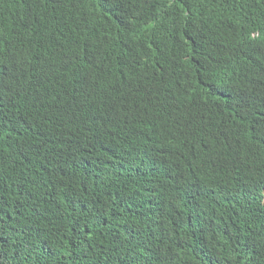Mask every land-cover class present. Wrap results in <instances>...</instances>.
<instances>
[{
    "label": "trees",
    "instance_id": "16d2710c",
    "mask_svg": "<svg viewBox=\"0 0 264 264\" xmlns=\"http://www.w3.org/2000/svg\"><path fill=\"white\" fill-rule=\"evenodd\" d=\"M7 51L0 264H264V0H0Z\"/></svg>",
    "mask_w": 264,
    "mask_h": 264
},
{
    "label": "clouds",
    "instance_id": "9594fccd",
    "mask_svg": "<svg viewBox=\"0 0 264 264\" xmlns=\"http://www.w3.org/2000/svg\"><path fill=\"white\" fill-rule=\"evenodd\" d=\"M7 54H8V51H7L6 55L0 57V68L10 66V63H9L10 59H8ZM15 59L24 60V59L16 58V57H15Z\"/></svg>",
    "mask_w": 264,
    "mask_h": 264
}]
</instances>
